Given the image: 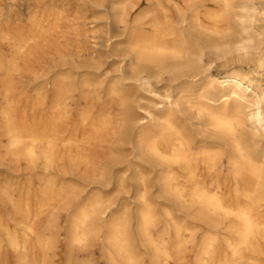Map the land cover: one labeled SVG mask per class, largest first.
Listing matches in <instances>:
<instances>
[{"label":"bare ground","instance_id":"6f19581e","mask_svg":"<svg viewBox=\"0 0 264 264\" xmlns=\"http://www.w3.org/2000/svg\"><path fill=\"white\" fill-rule=\"evenodd\" d=\"M62 2L0 0V264H97L96 240L105 264H143L135 234L149 264H264V79L250 77H264L258 2H94L98 38L80 13L66 30ZM229 56L256 70L214 74ZM137 161L156 180L141 178L134 213L107 191L126 189ZM62 175L102 192L86 198ZM153 187L177 211H165L170 239L153 231Z\"/></svg>","mask_w":264,"mask_h":264},{"label":"rangeland","instance_id":"374dc122","mask_svg":"<svg viewBox=\"0 0 264 264\" xmlns=\"http://www.w3.org/2000/svg\"><path fill=\"white\" fill-rule=\"evenodd\" d=\"M19 1V0H17ZM258 2L259 5V9L255 15V19L253 21V24L256 26L255 30H253L254 34L258 35L259 38L262 40V49L264 50V17L263 14L264 13V0H256ZM94 2H105V0H94ZM94 2L92 0H63L62 2V6L64 7V15H65V20L63 23V26L66 28V30H72L71 27L76 24L77 26L80 25V22H83V18L82 19H76L73 20L74 18H76V15L78 13H80L82 16H84L85 19V29H88L90 31V35L94 36L96 38L99 37L100 33L103 31V26L100 25L99 20L95 19L98 17H101L104 15V10L101 9L100 7L95 6ZM114 30V28H113ZM112 30V32H113ZM113 34H119V32L114 31ZM71 40L68 42L69 45H75L77 43V41L75 40L73 33H71ZM118 36V35H117ZM119 39H125V36L121 35L119 37H117ZM96 40V39H95ZM232 56H229L228 59L226 60H220V61H216L213 65L214 70L213 73L214 74H219V73H225L229 70H232L234 68H241V65H244L243 68L246 71H252V70H256V66L255 64H249L248 62H246L245 64H241L240 62H235L234 60H232ZM205 60L208 62L209 61V57H206ZM114 60L110 61L107 65H106V69L111 71V74H114V72L112 71L114 69ZM251 66V69H250ZM260 72L264 71V70H259ZM258 71H256L255 73H252L250 75V77L252 78H258V79H264V77H259ZM81 74H84L83 71H81ZM84 76H89L91 78H93L94 80L96 79V76L94 75L93 77L91 75H84ZM262 87L264 88V80H262L261 82ZM161 94H163V90L160 91ZM262 108L264 111V102L262 104ZM259 138L264 142V128H262L259 132H257ZM82 138V137H81ZM123 154H125V156H127V158H130V147L129 146H123ZM137 164V165H136ZM125 166L128 165V163L123 164ZM133 166H137V169H130L127 171L126 173V189L120 191L117 193L116 191V187H112L109 191H107L108 194H113L116 196H119L118 198L120 199V202L123 204H128L130 206V208L132 209V211L135 213L137 210V206L138 204L135 203L133 197L135 196V193L137 192V190H140L142 188V183H140L141 178L144 180H148L150 181L151 184L155 183L156 177L154 176V174H148L145 171V168L142 166V164L137 161ZM142 171V172H141ZM143 173V176H140ZM6 172H4V170L0 169V181L3 180L4 178H6ZM60 178L63 180V182H67V181H76V182H81L84 183L87 187H86V191L82 193V195H86V193L88 194L87 196H85L86 198L89 195H95L98 192H102V187L100 184L98 183H92L90 185L87 184V182H82V180L80 179V177L77 176H65L62 175L60 176ZM20 188L22 189V191L29 193V188L23 184L22 186H20ZM29 196V194H27V197ZM150 196L152 197V199L155 201V205H154V209L155 212L157 214V217L159 219V223L157 224V226L154 228V234L155 237H164L167 239H170L172 237V233L167 234L165 227H166V215H165V211L166 209L170 208L173 211L174 216H176L177 211L176 209L173 207V204L171 202H169L167 199H165V197H163L162 195L158 194L157 189L155 187L151 188L150 190ZM131 228L132 230L137 233L138 232V220L136 219V216H133V218L131 219ZM66 224L64 223L62 225V231H61V236L60 239L62 240V242L66 241L67 238V229H66ZM135 244L138 247V251L143 253V264H149L148 262V257L146 255L147 253V247L145 246V242L141 241V237L139 236V234H135ZM101 240H96L95 241V245L93 246V250L95 252V257L97 260V264H105V260L103 258V253H102V249H101ZM61 252V251H59ZM74 253L77 256V258L79 260L83 259L84 255H85V251L75 248L74 249ZM172 264V263H170ZM182 264H187V260H184L182 262Z\"/></svg>","mask_w":264,"mask_h":264}]
</instances>
